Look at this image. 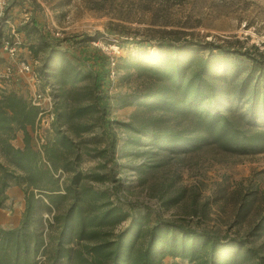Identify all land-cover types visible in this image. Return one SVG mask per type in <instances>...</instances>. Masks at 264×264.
<instances>
[{
	"label": "trees",
	"instance_id": "obj_1",
	"mask_svg": "<svg viewBox=\"0 0 264 264\" xmlns=\"http://www.w3.org/2000/svg\"><path fill=\"white\" fill-rule=\"evenodd\" d=\"M1 12L2 52L3 41H13L6 7ZM13 25L35 62L40 90L52 98L53 120L50 136L34 148L41 108L14 89H0V206L12 185L22 190L24 202L17 225H0V264H163L166 257L190 264H264V242L249 239L264 232V216L245 234L230 236L185 219L131 215L111 200L102 187L108 175L99 170L116 150L113 103L135 106L127 121L115 124L126 134L122 154L142 159L133 167L142 179L163 157L206 147L233 154L264 150V129L250 127L245 114L232 108L245 102L249 110L264 109V52L173 36L157 40L155 54L135 42L113 67L100 56L97 69L86 70L70 45L44 35L31 13ZM112 71L133 75L139 85L109 94L103 84ZM18 132L20 147L12 142ZM90 134L97 137L93 147L85 139ZM143 135L149 136L146 143ZM89 155L99 161L84 170L82 157Z\"/></svg>",
	"mask_w": 264,
	"mask_h": 264
},
{
	"label": "rangeland",
	"instance_id": "obj_2",
	"mask_svg": "<svg viewBox=\"0 0 264 264\" xmlns=\"http://www.w3.org/2000/svg\"><path fill=\"white\" fill-rule=\"evenodd\" d=\"M3 7L8 12L7 27L27 20L31 13L44 35L63 47L70 45L72 55L86 70L97 69L95 60L100 56L113 67L119 56L134 50L138 45L135 42L155 54V42L173 36L234 47L255 46L264 52V0H0V11ZM19 41L15 60L0 51V73L8 66L14 71L16 62L21 60L33 63L21 34ZM20 76L26 75H13L10 79L0 76V89H13ZM26 77L25 95L20 88L14 90L30 98L40 88ZM103 85L114 96L132 92L139 81L133 75L125 77L112 71ZM42 106L47 109V102L42 101ZM232 108L245 114L244 121L250 127L264 129V109L249 110L245 102L233 103ZM134 109L133 105L118 107L114 103L110 108L116 150L113 159L99 170L108 175L102 187L107 188L113 202L131 215L147 214L152 220L175 222L185 219L192 226L218 235H243L264 216V150L233 154L206 147L163 157L160 166L142 179L133 168L142 159L122 154L126 134L115 124L127 121ZM51 133L50 124L37 125L32 132L34 148H39L42 139ZM95 133L100 135L98 127ZM96 136H85L91 147ZM148 139L147 135L141 136L142 143ZM12 142L23 145L21 132ZM105 142H100V147ZM98 161L94 155L83 156L81 168L95 167ZM17 202L14 198L0 206L1 226L17 225L23 210ZM249 239L259 245L264 242V232ZM163 264L190 263L166 257Z\"/></svg>",
	"mask_w": 264,
	"mask_h": 264
},
{
	"label": "built area",
	"instance_id": "obj_3",
	"mask_svg": "<svg viewBox=\"0 0 264 264\" xmlns=\"http://www.w3.org/2000/svg\"><path fill=\"white\" fill-rule=\"evenodd\" d=\"M1 16H2V12L0 11V17ZM9 27H10V34L12 36L13 42L9 43L8 41H3L2 50L4 51V53L7 55L9 59L15 60L17 56V46L20 43L19 41L20 35L14 31L13 24H11ZM34 66H35L34 62L30 63L28 61L21 60V61L16 62V69L14 71H12L11 67L8 66L6 67V70L4 71V73H0V76H4L5 78L10 79L11 77H13V75H17V76L26 75L32 79L34 84L39 85L40 79L37 76ZM29 99L33 104L38 105L41 108V112L39 114V121L37 125H41L44 122H46V125L48 127L51 121L53 120V114L51 112L52 98L48 94V90L43 92L40 89H36L34 90L33 95H31ZM42 101L47 102V109L43 108Z\"/></svg>",
	"mask_w": 264,
	"mask_h": 264
},
{
	"label": "crops",
	"instance_id": "obj_4",
	"mask_svg": "<svg viewBox=\"0 0 264 264\" xmlns=\"http://www.w3.org/2000/svg\"><path fill=\"white\" fill-rule=\"evenodd\" d=\"M20 77H21V80L20 81L18 80V81L20 82V84L23 85V87L20 86V84H19L18 81L17 82L15 81V84L13 85V89H17L18 90L20 88L22 90L19 89V91L22 92V93L24 92V95H25L24 89L28 88L25 85V82H28V77H26V76H20ZM5 193L7 195V199H5V201L3 202L2 205L6 204V203L7 204L10 203L11 200H13L14 198H15V200L18 201L17 203H20L21 206L23 205V192H22V190L18 186H15V185L10 186L9 188H7V190H6Z\"/></svg>",
	"mask_w": 264,
	"mask_h": 264
}]
</instances>
